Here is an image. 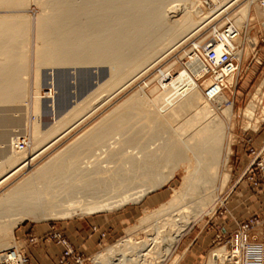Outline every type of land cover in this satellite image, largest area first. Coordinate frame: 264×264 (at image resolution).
I'll return each mask as SVG.
<instances>
[{"label":"bare ground","instance_id":"1","mask_svg":"<svg viewBox=\"0 0 264 264\" xmlns=\"http://www.w3.org/2000/svg\"><path fill=\"white\" fill-rule=\"evenodd\" d=\"M41 1L43 3H39L44 4L43 12L47 15L41 13L45 16L38 17L36 25L40 40L36 51L38 63L52 67L108 64L110 80L104 81L106 83L101 84L102 87L98 85V89L88 95L77 98L76 106L70 109L69 106L62 116L56 107V97L47 94L51 105H47L45 110L55 123L75 114L76 119L55 129L46 143V140L37 142L31 151L28 148L30 141L26 148L18 149L16 138L11 139L10 152L0 162V187L23 170H32L41 155L95 113L102 102L132 86L174 53L200 31L203 22L210 20V25L229 0H207L212 1L214 7L206 11L202 9V0H183L190 7L182 17L172 22L167 16L170 10L165 9L169 0ZM25 5L27 0H0V10H4L0 12V104L3 105H15L25 99L23 94L27 81L24 78L29 74L27 62L30 58L27 41L31 34L28 31L33 30L34 24L29 16L24 18L23 12V17L16 14ZM253 8L264 23V0H250L228 14L227 19L220 20L222 23L218 27L231 21L244 33L249 29V22L254 21ZM199 17L201 19L198 20ZM201 44L193 45L189 52L190 62L177 77L168 75L165 69L159 73L160 87L157 90L161 93L154 99L145 96L142 90L135 92L100 124L94 125L93 130L85 132L77 145L60 152L3 192L0 196V252L3 255L8 256L13 249L20 250L11 244L15 229L23 222L64 220L138 204L172 180L176 170L187 162L182 183L171 199L146 213L136 227L130 229L131 233L144 232L145 239L139 241L129 235L96 254L92 261L93 264L171 262L182 238L194 224L215 212L220 201L215 185L222 165L228 163L231 154L229 144L226 143L225 148L223 143L227 123L218 113L230 121L233 107L225 92L213 99L205 96L210 78L201 91L197 80L207 71L198 54L206 45L202 47ZM237 44L244 46L245 55L251 51L243 38H239ZM257 44H252L251 49L254 50ZM50 75L48 83L52 92L57 81L53 72ZM263 87L264 83L256 96L260 95ZM103 94L106 97L99 102ZM35 97L34 109L38 113L44 107L41 106L43 97L40 94ZM251 108H255L254 103ZM40 125H37L34 135L39 133ZM159 125L177 127L181 131L178 133H191L187 139L195 144L186 146L193 149L195 166L188 161L185 146L178 139L163 143L166 138L170 141L171 138L165 136L163 139ZM159 163L167 164L168 171L160 172ZM223 177L227 183L229 175L224 174ZM221 253L220 249L214 251L207 264L223 262L224 254ZM177 262L175 259L170 264Z\"/></svg>","mask_w":264,"mask_h":264},{"label":"rangeland","instance_id":"2","mask_svg":"<svg viewBox=\"0 0 264 264\" xmlns=\"http://www.w3.org/2000/svg\"><path fill=\"white\" fill-rule=\"evenodd\" d=\"M169 1L170 3H167L168 1L166 3L167 5H170L169 7L165 5V9L171 11H169L170 14L167 13V16L169 15L168 19H170L171 22L173 19L176 20L182 17L190 7V4H187V2L183 0H175L180 1V3H175V1L173 2L172 0ZM39 2L42 1L27 0V5H25L24 9L21 8L18 10L20 12L17 11L18 13H16L17 15L20 14L22 16L23 12V16L25 15L24 18H28L29 16V19L32 18L34 23L33 30L28 31V33L31 35L28 36L29 38L27 41V45L29 48L28 55L30 57L27 62V73L29 74L24 78L25 81H27L25 82L26 94H23L25 99L21 101L22 103H24H14L15 105H13V103L12 105L11 103H5L6 105L0 104V162H2L3 158H5L3 156H7V152H10L9 147L10 143H12L11 139L16 138L17 141L19 140V138L29 139L30 145L28 146V148L29 151H31V149L36 145L37 142L39 143L40 141L46 140V143L47 140H49L48 137L53 133L55 129H60L64 127L66 123H68L67 125H69L76 119H74L76 115L75 114L73 116H67L60 120L58 123H55L50 113L45 110L47 105L48 107H50L51 105L49 103L51 102V98H47L49 95H53L54 97H56V107H59L58 109L60 110L58 112L59 115L62 116L69 106V109L74 107V105L76 106L77 98L84 97V94L88 95V93L93 92L96 87H99L101 84H105L106 82L104 81L110 80V66L108 64L88 66L56 65L52 67L50 65H41L38 63L36 51L38 49L37 47L40 43V40L37 34L38 30L36 25L40 17L47 15L46 12H43L45 10V8H43V2ZM171 2H173V5ZM40 4H42V6ZM41 13H45V15ZM252 14L254 21L251 22V24L249 22V29L244 30L245 36L243 37L244 42H246L245 46L248 47L249 51H251L248 52L243 58V62L241 65V80L239 81L237 90L235 91V95H232V93L228 91L225 93L226 97L229 100V103H231L233 107L232 119L229 121L221 113H218L220 118L225 123H227V130L224 132L225 136L223 138V141L225 140L223 142L224 147L227 148V145L229 144V149L231 150L228 163L222 165L220 172L221 177L219 176V180L216 182L217 185H215L217 188V194L220 195V201L217 203L216 210L212 215H206L201 220L197 221L194 224L193 228L188 232V234H186L182 238L177 250L175 251L173 259L171 260L172 262L173 260L178 259V262L176 264H207L211 257V254L214 251L220 249L223 252L225 250L224 243H226V241L230 238L231 234L235 230L231 233L225 234L223 233L222 228L225 226L224 219L227 216L229 217L230 215H233L231 204L234 200H240L241 211H239V214L241 217L245 218V220L255 216L259 218L261 222H264V214L260 216H252L253 210L251 209L250 201L247 200L248 197H238L237 195L241 184L245 181L248 182L245 173L252 162L251 149H261L256 148L252 145L253 136L258 134L259 131L264 127V87L262 88L260 95L256 96L260 85L262 86L264 83V23L263 20H259L254 8ZM199 19H201V17H199L198 20ZM209 21H202V29L200 28V31L197 32L194 37H192L189 41L179 47L174 53L170 54L168 57L163 59L153 69H151L146 74L137 79L132 84V86H129L127 89L117 94L107 102H102L104 105L101 103V106L95 113L89 116L84 122H82L78 127L72 130L64 138H62L47 152L41 155L34 162L32 170H23L16 177L12 178L10 181L1 186L0 196L3 194V192L9 190L11 187H14L16 183L28 177L32 173V171L41 167L43 164L48 162L51 158H54V156H56L60 152L65 151V149L68 150L69 147H74L76 143L81 141L80 139L83 138L85 132L88 133L93 130L95 128L94 125L97 126L98 124H100L107 116H109L108 114L112 113L111 111L116 110L119 105L124 102V100L129 99V97L133 96L135 92L142 90V92L144 91L143 93L145 94V96L149 97L150 99H154L157 95H159V93H161V91L157 90L159 89L158 87H160L158 78V76L160 75L159 73L165 69L168 70V75L177 77L178 73L182 69L186 68V65L190 62L191 55H189V52L193 48V45L195 43L201 42V46L203 47V45L207 43L208 39L211 36L213 24L208 25ZM218 22L219 23L216 24L217 26L218 24L222 23V21ZM248 36L251 37L252 40L249 41ZM251 42L253 45L258 43L257 51L253 52V50L251 49L253 48ZM259 63H261V65ZM52 72L53 74H55V81L57 82L55 89H53V91L51 92L48 81L50 82V73L52 74ZM49 75L50 77H48ZM207 80H209V76H204L201 79L197 80L201 91L205 89L204 84ZM100 87H102V85ZM37 94H40L41 97H43V103L41 104V106L44 107H42L43 110L41 109V112L44 113H37L34 109V103L36 101L35 96H37ZM27 97L28 99H26ZM105 97L106 94H103L102 97H100L99 102H101V99L103 100ZM252 103H254V109L251 108ZM228 105L230 104H227V106ZM59 115L58 117H60ZM36 124H41L39 126L40 128H38V136L36 134V136L34 135V131H36L37 129ZM159 126L160 131H162V133L160 132V135L163 137V139H165L166 137L171 138V141L166 138L164 140L165 142L163 141V143L168 142L167 144H169L172 141L178 139L181 145L185 146L183 148L184 151H186V156H188V161H190L192 165L195 166V154L193 152V149L188 147L189 143L193 144L194 142H191L189 139H187L188 136V138H190L191 133H178L181 131H178L177 127L174 129V126ZM173 130L177 131L173 132ZM169 131L171 132L168 133ZM41 132L43 133L41 134ZM168 134H170L171 136ZM179 136L180 139L178 138ZM183 138L185 139V142H183L185 143V145L182 143V141H184ZM161 164L162 163H159L158 170L160 172H167L168 167L166 166L168 165L165 163L164 165ZM187 164V162L182 164V166L176 170L172 180H170L163 187L148 194L138 204H128L123 208L112 212H100L94 213L92 215L88 214L82 217H74L64 220H51L40 223L25 221L15 229L14 240L12 241L11 245L23 248V250H25V252L32 258L31 253L34 252L35 249H37L39 243L32 245L29 243V238L24 241L22 237H19V235H21L23 232V227L46 226L51 230V227L54 226L56 227V229L60 230L61 224L65 222H73L75 220L83 219L88 216L106 215L109 216V218H114L116 221V231L114 232V234L108 237L107 234L103 232L107 237H101V240L98 241V243L96 244L94 252L89 256H84V254L76 252V254L81 257L82 263L80 264H93L92 261L96 254L103 250H106L108 247L116 244L119 240L128 237L129 235H132L139 241L145 239L146 234L144 232L134 231L133 233H131L130 229L136 227L138 221L143 218L146 213H150L149 211L156 209L157 207L168 202L171 199V197L174 195L175 190L180 187L182 183V178L185 175V167ZM160 166L162 169L159 168ZM224 174L229 175V180L227 183H224V177L222 178ZM242 188L245 189L246 186L244 185L242 186ZM241 199L243 200V203L241 202ZM247 201L248 205L244 206ZM262 231L263 230L260 227L259 229H257L256 234H259ZM221 232L224 242H220L217 239V235ZM1 254L2 253L0 252V256ZM33 254H35L37 258L41 255L40 253H37V251H35ZM43 262V264L50 263L47 261ZM38 263H40V261H38ZM57 264H59V260Z\"/></svg>","mask_w":264,"mask_h":264},{"label":"built area","instance_id":"3","mask_svg":"<svg viewBox=\"0 0 264 264\" xmlns=\"http://www.w3.org/2000/svg\"><path fill=\"white\" fill-rule=\"evenodd\" d=\"M247 1L250 0H229L226 2L225 7L217 12L218 18L210 23V25L213 24L210 38L202 52L198 51L205 63V68H207L205 76H209L211 79V83L205 89V96L209 99L216 98L227 91L235 95L241 80V65L246 52L243 45L237 44V40L242 39L245 35L231 21L226 22L222 27H218L216 24L220 20L227 19L228 14L237 10ZM213 7L212 1L202 0L204 11L211 10ZM257 47L258 45L255 46L253 52L257 51ZM259 64L261 65V63ZM28 143L29 139L19 138L16 145L18 149H24ZM251 157L252 162L245 176L254 188H261L264 186V150L252 148ZM260 227L263 231L256 234ZM101 236L104 238L106 235L103 233ZM217 239L224 242L222 232L217 235ZM41 241L55 243L63 248L59 264L82 263L81 257L76 254L75 248L62 230L53 226L42 238L29 236V243L32 245ZM224 247L225 250L221 253L224 254V261L219 262L220 264H264V222L255 216L240 222L230 238L224 243ZM0 264L33 263L31 256L23 248H20V250L13 249L8 253V256L1 254Z\"/></svg>","mask_w":264,"mask_h":264},{"label":"crops","instance_id":"4","mask_svg":"<svg viewBox=\"0 0 264 264\" xmlns=\"http://www.w3.org/2000/svg\"><path fill=\"white\" fill-rule=\"evenodd\" d=\"M4 10H0L2 12ZM252 145L256 148H261L264 150V127L259 131L258 134L253 136ZM242 180V179H241ZM246 182V181H245ZM243 182L238 191V197L246 196L247 200L251 203V209L253 210V215L264 214V186L261 188H254L249 182ZM246 188H242V186ZM232 214L224 219L225 226L222 228L223 233H231L236 230L240 222L245 221V218L241 217L239 211H241L240 200L232 201ZM243 203V200L241 199ZM248 205V201L244 206ZM92 215V214H90ZM115 219L109 218V216H88L83 219H78L73 222H65L61 224L60 230H62L75 248L77 253L84 254V256L91 255L98 241L101 240V234L105 232L108 237L112 236L115 229ZM50 231V228L46 226H25L23 227V232L19 237H22L24 241L29 238V236H37L42 238L45 234ZM106 236V237H107ZM35 251L40 253V257L37 258ZM31 253L33 264H43V261L50 263L47 264H57L59 258L63 254V248L55 243H48L41 241L37 249ZM40 261V263H38ZM42 261V263H41Z\"/></svg>","mask_w":264,"mask_h":264}]
</instances>
